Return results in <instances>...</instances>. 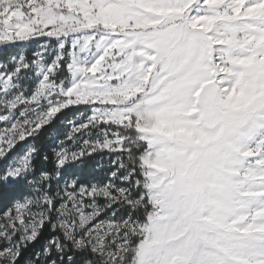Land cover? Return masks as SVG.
I'll return each instance as SVG.
<instances>
[{
    "label": "snow or ice",
    "instance_id": "1",
    "mask_svg": "<svg viewBox=\"0 0 264 264\" xmlns=\"http://www.w3.org/2000/svg\"><path fill=\"white\" fill-rule=\"evenodd\" d=\"M0 264H264V0H0Z\"/></svg>",
    "mask_w": 264,
    "mask_h": 264
},
{
    "label": "rangeland",
    "instance_id": "2",
    "mask_svg": "<svg viewBox=\"0 0 264 264\" xmlns=\"http://www.w3.org/2000/svg\"><path fill=\"white\" fill-rule=\"evenodd\" d=\"M33 49H34V46H33ZM33 49L25 48V51L30 53L31 50H33Z\"/></svg>",
    "mask_w": 264,
    "mask_h": 264
},
{
    "label": "trees",
    "instance_id": "3",
    "mask_svg": "<svg viewBox=\"0 0 264 264\" xmlns=\"http://www.w3.org/2000/svg\"><path fill=\"white\" fill-rule=\"evenodd\" d=\"M47 138V134L45 135V137H41V141H46Z\"/></svg>",
    "mask_w": 264,
    "mask_h": 264
}]
</instances>
